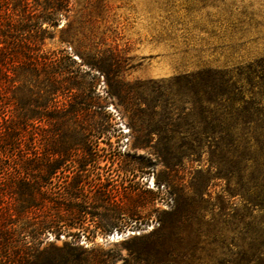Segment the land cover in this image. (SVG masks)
<instances>
[{
  "label": "rangeland",
  "instance_id": "374dc122",
  "mask_svg": "<svg viewBox=\"0 0 264 264\" xmlns=\"http://www.w3.org/2000/svg\"><path fill=\"white\" fill-rule=\"evenodd\" d=\"M45 48L66 50L90 72L87 81L95 76L108 117L93 118L106 131L88 135L93 149L85 170L77 168L85 156L74 154L54 181L64 191L71 176L82 173L80 220L87 231L43 235L37 252L41 263L56 257L65 264H264V212L252 214L236 198L228 205L226 182L211 178L218 169L210 156L181 148L190 128L133 118L128 100L113 93L118 85L145 96L177 74L204 67L227 69L236 77L248 68L258 74L264 0H71L67 18ZM89 61L109 70L110 80L88 67ZM259 144L262 154L264 140ZM172 179L176 190L177 184L192 182L193 197L176 205L168 194ZM62 202L68 206L69 196ZM7 204L1 186L2 214ZM241 214H251L253 226L240 225ZM165 236L170 249L159 245Z\"/></svg>",
  "mask_w": 264,
  "mask_h": 264
},
{
  "label": "trees",
  "instance_id": "16d2710c",
  "mask_svg": "<svg viewBox=\"0 0 264 264\" xmlns=\"http://www.w3.org/2000/svg\"><path fill=\"white\" fill-rule=\"evenodd\" d=\"M70 2L0 0V187L9 200L6 212H0V264H65L67 260L56 257L40 262V238L49 232L59 238L66 229L87 231L80 220L85 210L78 193L85 182L79 171L92 155L88 135L106 131L93 118L108 114L99 103L95 76L87 81L90 72L66 50L45 48L67 18ZM87 63L110 80L105 67ZM259 64L258 74L248 68L237 77L210 67L180 73L145 96L118 85L113 92L128 100L133 118L188 126V142L181 148L193 155L207 153L218 169L211 178L226 182L228 205L232 198L240 199L252 214L264 212V170L258 169L264 150L261 154L256 146L264 140V59ZM77 153L85 160L77 161L79 171L63 191L54 181ZM167 185L176 205L193 197L192 182L177 184L178 190L174 179ZM65 194L68 206L62 202ZM248 221H253L251 214L240 215V225L253 226ZM166 238L159 245L170 249L173 244Z\"/></svg>",
  "mask_w": 264,
  "mask_h": 264
}]
</instances>
